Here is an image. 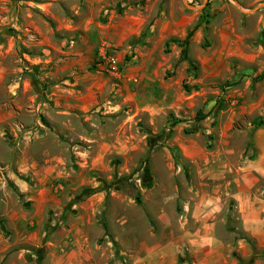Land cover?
Returning a JSON list of instances; mask_svg holds the SVG:
<instances>
[{
    "label": "rangeland",
    "instance_id": "1",
    "mask_svg": "<svg viewBox=\"0 0 264 264\" xmlns=\"http://www.w3.org/2000/svg\"><path fill=\"white\" fill-rule=\"evenodd\" d=\"M261 117L264 0H0V264H264Z\"/></svg>",
    "mask_w": 264,
    "mask_h": 264
},
{
    "label": "trees",
    "instance_id": "2",
    "mask_svg": "<svg viewBox=\"0 0 264 264\" xmlns=\"http://www.w3.org/2000/svg\"><path fill=\"white\" fill-rule=\"evenodd\" d=\"M173 40V39H172ZM175 40V39H174ZM255 124L257 126H264V117H261L260 119L255 121Z\"/></svg>",
    "mask_w": 264,
    "mask_h": 264
},
{
    "label": "crops",
    "instance_id": "3",
    "mask_svg": "<svg viewBox=\"0 0 264 264\" xmlns=\"http://www.w3.org/2000/svg\"><path fill=\"white\" fill-rule=\"evenodd\" d=\"M261 139H263L262 137H261V135H259V137H258V144L261 146V144H262V140ZM263 157H264V155H263ZM257 168V167H256Z\"/></svg>",
    "mask_w": 264,
    "mask_h": 264
}]
</instances>
